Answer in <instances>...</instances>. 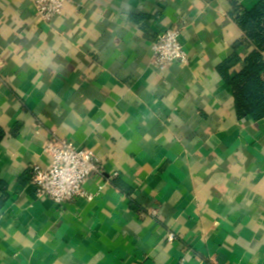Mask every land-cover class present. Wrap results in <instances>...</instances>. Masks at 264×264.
<instances>
[{
  "label": "crops",
  "instance_id": "0c3cea01",
  "mask_svg": "<svg viewBox=\"0 0 264 264\" xmlns=\"http://www.w3.org/2000/svg\"><path fill=\"white\" fill-rule=\"evenodd\" d=\"M259 2L73 0L45 24L0 0V264H264V119L218 71L253 50L232 4ZM171 27L189 63L160 71ZM48 140L93 151L91 199L37 196Z\"/></svg>",
  "mask_w": 264,
  "mask_h": 264
},
{
  "label": "built area",
  "instance_id": "2783aa9c",
  "mask_svg": "<svg viewBox=\"0 0 264 264\" xmlns=\"http://www.w3.org/2000/svg\"><path fill=\"white\" fill-rule=\"evenodd\" d=\"M36 16L45 24L63 14L65 6L73 0H32ZM52 24V23H51ZM180 30L171 27L156 36L152 42V65L163 71L173 64L185 66L189 56L179 41ZM44 151L50 156L46 168L34 166L30 182L39 198L48 197L59 206L72 203L76 198L91 199L84 186L92 174H101L102 166L93 151L78 148L67 140H48ZM174 239L169 234L168 240Z\"/></svg>",
  "mask_w": 264,
  "mask_h": 264
},
{
  "label": "trees",
  "instance_id": "16d2710c",
  "mask_svg": "<svg viewBox=\"0 0 264 264\" xmlns=\"http://www.w3.org/2000/svg\"><path fill=\"white\" fill-rule=\"evenodd\" d=\"M232 5L230 15L253 50L243 60L242 69L233 75L230 71L242 61L236 54L223 62L218 71L232 88L237 116L259 121L264 119V0L250 11L242 10L236 3Z\"/></svg>",
  "mask_w": 264,
  "mask_h": 264
}]
</instances>
